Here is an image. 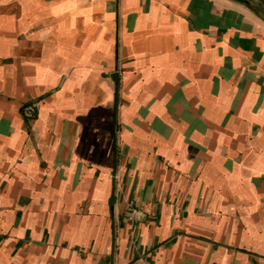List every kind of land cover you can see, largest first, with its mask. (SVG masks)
I'll use <instances>...</instances> for the list:
<instances>
[{
    "label": "crops",
    "instance_id": "1",
    "mask_svg": "<svg viewBox=\"0 0 264 264\" xmlns=\"http://www.w3.org/2000/svg\"><path fill=\"white\" fill-rule=\"evenodd\" d=\"M0 264H264V22L0 0Z\"/></svg>",
    "mask_w": 264,
    "mask_h": 264
},
{
    "label": "water",
    "instance_id": "2",
    "mask_svg": "<svg viewBox=\"0 0 264 264\" xmlns=\"http://www.w3.org/2000/svg\"><path fill=\"white\" fill-rule=\"evenodd\" d=\"M253 13L264 22V0H230Z\"/></svg>",
    "mask_w": 264,
    "mask_h": 264
},
{
    "label": "built area",
    "instance_id": "3",
    "mask_svg": "<svg viewBox=\"0 0 264 264\" xmlns=\"http://www.w3.org/2000/svg\"><path fill=\"white\" fill-rule=\"evenodd\" d=\"M23 112H24V116L27 119H32L35 114H36V105L35 104H31V105H27L23 108ZM134 213H140L139 211H134Z\"/></svg>",
    "mask_w": 264,
    "mask_h": 264
}]
</instances>
